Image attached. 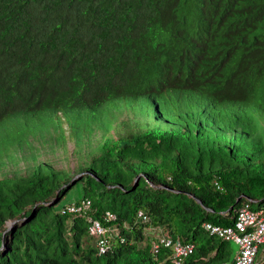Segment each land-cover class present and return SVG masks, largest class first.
Here are the masks:
<instances>
[{
  "label": "trees",
  "instance_id": "trees-1",
  "mask_svg": "<svg viewBox=\"0 0 264 264\" xmlns=\"http://www.w3.org/2000/svg\"><path fill=\"white\" fill-rule=\"evenodd\" d=\"M245 207L264 209V0H0V264H174L165 236L195 246L183 264H234L207 225Z\"/></svg>",
  "mask_w": 264,
  "mask_h": 264
},
{
  "label": "built area",
  "instance_id": "built-area-1",
  "mask_svg": "<svg viewBox=\"0 0 264 264\" xmlns=\"http://www.w3.org/2000/svg\"><path fill=\"white\" fill-rule=\"evenodd\" d=\"M90 203L85 204L89 205ZM83 207H70L72 212H79ZM110 220L115 217L108 214ZM146 222L148 217L141 213ZM207 228L225 240L236 242L240 246V250L236 255L234 264H255L260 246L264 244V209L254 211L249 207H245L239 211L236 225L234 227H221L215 225H207ZM91 234L98 239L97 245L101 253H106L110 248L109 235L114 230H109L100 221H93L90 227ZM161 244L165 247H170L174 251V264H183V260L194 252L195 246L192 244L176 243L169 237H163ZM155 245L157 252L162 245Z\"/></svg>",
  "mask_w": 264,
  "mask_h": 264
},
{
  "label": "rangeland",
  "instance_id": "rangeland-1",
  "mask_svg": "<svg viewBox=\"0 0 264 264\" xmlns=\"http://www.w3.org/2000/svg\"><path fill=\"white\" fill-rule=\"evenodd\" d=\"M127 116V114H126ZM115 130V129H114ZM77 157V155H76ZM48 158V157H47ZM45 159V158H42ZM73 162H75L73 160ZM73 165H76V163H74ZM73 167V166H72ZM82 196L81 191H80V186H77L76 188H73L65 197L64 199L57 204V206L55 207L57 210L61 209L64 206H68L74 202H76L80 197ZM148 231V235L149 236H155V234L153 233L154 231L152 229H147ZM147 235V236H148ZM234 249L237 252L239 250V246L235 243H233ZM236 254V253H235ZM264 260V244L261 246L260 249V255L258 257V261L256 264H262V261Z\"/></svg>",
  "mask_w": 264,
  "mask_h": 264
},
{
  "label": "water",
  "instance_id": "water-1",
  "mask_svg": "<svg viewBox=\"0 0 264 264\" xmlns=\"http://www.w3.org/2000/svg\"><path fill=\"white\" fill-rule=\"evenodd\" d=\"M140 177L138 178V180L136 181V185L139 183ZM195 197V196H194ZM199 202L201 203V201L199 200ZM34 216V215H33ZM32 216V217H33ZM32 217H30L29 219H32Z\"/></svg>",
  "mask_w": 264,
  "mask_h": 264
}]
</instances>
